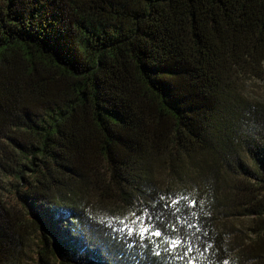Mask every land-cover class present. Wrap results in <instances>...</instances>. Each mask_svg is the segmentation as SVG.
<instances>
[{"label": "trees", "instance_id": "1", "mask_svg": "<svg viewBox=\"0 0 264 264\" xmlns=\"http://www.w3.org/2000/svg\"><path fill=\"white\" fill-rule=\"evenodd\" d=\"M258 81L264 0H0V264H136L157 191L207 233L175 264H264Z\"/></svg>", "mask_w": 264, "mask_h": 264}, {"label": "snow or ice", "instance_id": "2", "mask_svg": "<svg viewBox=\"0 0 264 264\" xmlns=\"http://www.w3.org/2000/svg\"><path fill=\"white\" fill-rule=\"evenodd\" d=\"M152 199L151 205L140 201L133 203L125 217L114 218L115 223L109 225L112 238L123 241L130 250L139 242L137 255L141 259L136 264H141V261L146 264L183 262L190 253L198 252L201 244L206 245L204 237L207 233L192 221L187 205L181 212L177 207L180 201L175 194L165 196L157 191ZM195 203L193 200L192 204ZM145 252L148 256L144 255ZM186 264H196L195 257L188 258Z\"/></svg>", "mask_w": 264, "mask_h": 264}, {"label": "rangeland", "instance_id": "3", "mask_svg": "<svg viewBox=\"0 0 264 264\" xmlns=\"http://www.w3.org/2000/svg\"><path fill=\"white\" fill-rule=\"evenodd\" d=\"M257 84L259 86L257 88H253V93H254V95L256 94V95L260 96V98L262 100H264V86H263L262 82H259V81L257 82ZM261 86H263V87H261Z\"/></svg>", "mask_w": 264, "mask_h": 264}]
</instances>
